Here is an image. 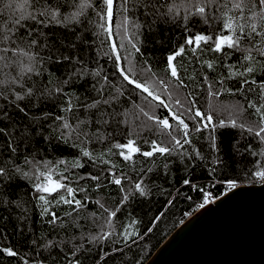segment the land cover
Wrapping results in <instances>:
<instances>
[{"label": "trees", "instance_id": "obj_1", "mask_svg": "<svg viewBox=\"0 0 264 264\" xmlns=\"http://www.w3.org/2000/svg\"><path fill=\"white\" fill-rule=\"evenodd\" d=\"M9 2L19 7L10 9ZM49 2L59 7L62 23L37 25L26 18L13 28L21 13L26 17L45 0H0V49H10L0 52V168L5 170L0 175V264H144L206 196L222 195L231 181H261L256 172L264 171V140L255 129L256 108L264 112V37L242 39L241 50L211 48L218 36L232 34L223 27L228 17L246 30L256 23L259 31L264 22L247 9L241 20L232 8L235 0H213L204 16L191 7L204 0H152L149 14L145 0H113L111 15L105 0ZM245 3L252 6L251 0ZM198 34L213 40L198 48L186 43ZM181 47L184 53L173 61L177 80L167 58ZM248 55L252 58L245 59ZM24 66L33 71L22 73ZM118 66L160 100L124 80ZM193 102L213 117L214 129L196 130L199 118L186 111ZM172 112L183 113L190 144H183L182 126ZM165 118L172 128L158 123ZM172 136L182 148L142 155L153 141L171 148ZM129 140L140 152L125 160L120 152L127 155V149L115 145ZM47 179L74 191L40 192L37 186ZM141 181L144 195L135 187ZM61 197L81 204H66ZM106 233L111 235L101 239Z\"/></svg>", "mask_w": 264, "mask_h": 264}, {"label": "water", "instance_id": "obj_2", "mask_svg": "<svg viewBox=\"0 0 264 264\" xmlns=\"http://www.w3.org/2000/svg\"><path fill=\"white\" fill-rule=\"evenodd\" d=\"M144 264H264V182L235 185L197 208Z\"/></svg>", "mask_w": 264, "mask_h": 264}, {"label": "snow or ice", "instance_id": "obj_3", "mask_svg": "<svg viewBox=\"0 0 264 264\" xmlns=\"http://www.w3.org/2000/svg\"><path fill=\"white\" fill-rule=\"evenodd\" d=\"M37 4H39V0H36ZM213 2V0H204V3H196L191 5L192 8L195 9V14L200 15V16H204L206 13V8L209 4H211ZM27 3V0H26ZM105 3L108 6L109 9V15L111 14V8L113 5V0H105ZM125 3H127V0H125ZM251 4L252 6L249 7L248 4L245 3V0H235V2L232 3V8L236 9L237 12L239 13V18L241 20L245 19V9H247L248 12L251 13V16L253 19L255 18H259L260 21L264 22V0H251ZM31 6V5H29ZM123 6V5H122ZM8 8L10 9H14V8H18V5H13L11 2H9V4L7 5ZM155 5L152 3V0H145V2L143 3V8L145 11V14H149V10L151 8H154ZM174 5L173 6H169L167 8V14H171L174 11ZM259 8V11H256L255 9ZM186 11L188 12V14H192L191 12V8L186 9ZM60 17V9L59 7H53L52 3L49 2V0H45V4L43 6L40 7H34L33 11L29 12L27 14V16L25 17V15L23 13L20 14V16L18 18H16L12 23H13V28H18V26L21 25V21L24 19H30L32 21H34L37 25H44L46 23H51V22H55V23H62V21L59 19ZM185 19H187V15L185 16ZM205 22H207L205 20ZM103 27V26H102ZM223 27L225 29L230 30V32L232 33L231 35H220L217 37V39L215 41H213L214 43V47L211 48L212 51H216V52H222L224 50V47L227 46L230 49H237V50H241L240 49V43L242 39H248L251 40L252 37L254 35L257 36H261L264 37V24L261 25L260 30L258 31L257 28V24L256 23H251L247 25V28L250 30H246L245 24L244 23H236V19L234 17H228L224 24ZM38 31V30H37ZM8 32L10 35H14L15 33L13 32L12 28L8 29ZM39 34V32H38ZM10 35H5L4 36V40H8L10 39ZM28 35L31 36L32 32L29 31ZM213 38L212 36H205L203 34H198L194 37H189L188 40L186 41L187 44L189 45H193L195 44V46L198 48L201 45V42L207 44L209 41H212ZM37 43L36 40H32L31 44L35 45ZM195 50V49H193ZM8 51H10L9 48H3L0 49V52L3 53H7ZM11 51L15 52V49H11ZM137 51H139V49H137ZM184 48L181 47L178 51H176L175 53H173L172 55H169L167 60H168V64H169V71H170V75L173 78H176L177 80H179V75L176 69V66L172 63L177 56H181L184 53ZM250 51V50H249ZM260 54L262 56H264V50H260ZM119 57V54H117V58ZM3 57H0V59H2ZM251 55H248L245 57V59H251ZM29 59H32V57H29ZM208 67L211 68L212 64L209 63ZM118 70L120 71L121 75L123 76V79L128 81L129 84L135 85L136 88L142 89L143 92H147L149 96H153V98L155 100H160V97L158 95H154L152 91L149 90V88L144 84V83H139L137 82V80L131 78V76L128 74V72L125 71L124 68H121L118 66ZM150 66L149 68L146 69V71H150ZM33 71V68L31 66H24L21 69L22 73H30ZM247 72H252L253 69L251 67L246 69ZM160 83H164V81H160ZM182 83V81H181ZM245 84L248 83L247 80L244 81ZM264 83V82H262ZM165 87H167V85H165ZM31 89H28V94H31ZM17 99H23V97L17 96ZM99 101H95L93 104L88 105V107H95L96 104H98ZM105 103H107L105 101ZM175 103L177 105H181V107L183 108L184 106L181 104V101L179 99H177L175 101ZM161 104H163V101H161ZM165 107H167V105H164ZM249 107H256L255 105H249ZM22 111V109H21ZM169 111L171 112V109H169ZM187 113L189 114H193L191 116V118L193 120H196V118H199L198 124L196 126V130L200 131L202 128L203 129H208V128H215L216 125L212 124V120L213 117L210 114H205L201 111H199L198 109L194 108V102H193V106L188 107L186 109ZM256 113L260 116V121H259V126L258 129H255V135L257 137H259L261 140H264V135H261L262 133H264V112H262L260 110V108H256ZM145 115H147V113H145ZM182 115L181 114H177L175 112H172V116L173 118L178 121V126H182L183 129V144H190L191 141L187 138L189 136V125L187 123H185L184 119H182ZM58 119H62L61 117H58ZM149 119L152 120H157V118L155 116L149 117ZM158 123L160 125H162L164 128H172V125L169 123V120L167 118L163 119V120H159ZM232 124V126H236V121H231L230 122ZM220 126H224L223 122H221ZM65 127H68L67 124H65ZM240 127H244V125H240ZM250 133L254 131L253 127H249L247 129ZM171 140L174 141L173 146L167 147V146H161L160 144L156 143L155 141L152 142V146H151V150L150 151H145L142 152V155L145 157H151L153 156L155 153H160L161 155L165 154V153H171L177 146L179 147H183V144L181 143L180 139H176L175 136L171 137ZM135 141L133 140H129L127 144H117L115 145V147L119 148V149H127L128 150V154L126 155L123 151L120 152V155L124 157L125 160H130L132 158V155L134 153H138L140 152V149L138 147H135ZM9 147L11 148V145H9ZM12 151H14V149H12ZM84 155H90L88 152H85ZM4 169L0 168V175L4 174ZM150 171V170H149ZM257 176L260 177H264V171H258L256 172ZM91 179L93 180H98L99 177H91ZM121 179L120 178H116L114 180V183L117 185L121 184ZM142 183L138 182L136 183L135 187L136 189L140 192L141 195H144V188L142 187ZM185 184H188L189 181L185 180L184 181ZM230 186H234L235 182L231 181L229 182ZM38 188H40V186H37ZM58 189H64L68 194H72L73 193V189L71 187H69L68 185L62 183L61 181H51V179H49L48 181V186L46 187H42V191L45 193H54L56 192ZM41 200H44L45 203H47L46 197L41 196L40 197ZM61 199L63 200L64 203L66 204H72L73 202L79 206L81 204V202L79 200H70V199H66L64 197H61ZM125 199H127V197H125ZM201 207H203V205H201ZM53 216H55V214H52ZM110 215L112 217H114L116 215L115 212H111ZM111 233H106L104 234L102 237H100L101 239H107L108 236H110ZM4 252H6L8 255L10 256H15L16 253L14 251H12L11 249H4ZM76 264H79V262L77 261Z\"/></svg>", "mask_w": 264, "mask_h": 264}, {"label": "rangeland", "instance_id": "obj_4", "mask_svg": "<svg viewBox=\"0 0 264 264\" xmlns=\"http://www.w3.org/2000/svg\"><path fill=\"white\" fill-rule=\"evenodd\" d=\"M127 153H128V150H127ZM259 180H264V178L263 177H260L259 176ZM42 187H45V183H44V185H43V183H42V185L40 186V188H39V190H40V192H43L41 189H42ZM229 187H231V186H229ZM227 188V187H226ZM227 190V189H226ZM209 197H205V199H204V201H206L207 199H208ZM203 201V202H204ZM207 202H210V201H207ZM203 204H205V203H202V204H200V205H203ZM199 208V207H198Z\"/></svg>", "mask_w": 264, "mask_h": 264}, {"label": "built area", "instance_id": "obj_5", "mask_svg": "<svg viewBox=\"0 0 264 264\" xmlns=\"http://www.w3.org/2000/svg\"><path fill=\"white\" fill-rule=\"evenodd\" d=\"M262 182H264V180H261L259 183H262ZM231 187H232V186H231ZM231 187L225 188L223 193H225V192H226L227 190H229ZM226 189H227V190H226ZM220 196H221V195H220ZM218 197H219V196H218ZM218 197H216V198H213V197L210 198V197H209L204 203H207V201H215ZM200 206H201V205H200ZM200 206H199V207H200Z\"/></svg>", "mask_w": 264, "mask_h": 264}, {"label": "flooded vegetation", "instance_id": "obj_6", "mask_svg": "<svg viewBox=\"0 0 264 264\" xmlns=\"http://www.w3.org/2000/svg\"><path fill=\"white\" fill-rule=\"evenodd\" d=\"M44 183H45V187L48 186L47 182H44ZM44 183H43V185H44ZM232 187H233V186H232ZM227 188H228V187H227Z\"/></svg>", "mask_w": 264, "mask_h": 264}]
</instances>
